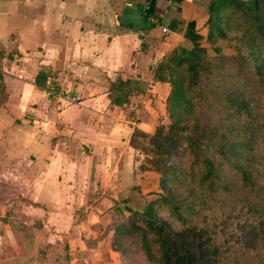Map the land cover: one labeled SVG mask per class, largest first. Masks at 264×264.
Here are the masks:
<instances>
[{"label":"crops","instance_id":"1","mask_svg":"<svg viewBox=\"0 0 264 264\" xmlns=\"http://www.w3.org/2000/svg\"><path fill=\"white\" fill-rule=\"evenodd\" d=\"M209 2L0 0V264H122L98 233L123 197L150 192L130 141L165 124L155 68L190 46L189 22L207 28ZM46 67L56 96L36 84Z\"/></svg>","mask_w":264,"mask_h":264},{"label":"trees","instance_id":"2","mask_svg":"<svg viewBox=\"0 0 264 264\" xmlns=\"http://www.w3.org/2000/svg\"><path fill=\"white\" fill-rule=\"evenodd\" d=\"M208 11L207 41L214 55L202 44L196 23L189 22L184 37L190 46L169 51L154 71L155 81L170 85L171 123L153 134L135 130L130 141L144 154L140 170L159 174L160 198L141 212L116 205L119 214L132 217L115 225L112 247L127 256L131 251L122 243L138 237L147 264H223L228 256L211 220L224 214L217 211L234 188L244 191L242 210L249 217L233 229L228 221L222 230L234 231L235 243L250 252L248 264H264V183L257 180L264 170V0H210ZM223 12H231L240 26L235 36L241 46L230 45L228 54L215 45L230 39ZM171 28L176 31L177 24ZM54 78L46 67L36 84L56 96L60 87ZM132 84L118 81L113 88L129 93ZM113 101L121 104L122 98Z\"/></svg>","mask_w":264,"mask_h":264},{"label":"rangeland","instance_id":"3","mask_svg":"<svg viewBox=\"0 0 264 264\" xmlns=\"http://www.w3.org/2000/svg\"><path fill=\"white\" fill-rule=\"evenodd\" d=\"M223 18H224L223 26L225 27V30L228 33L227 34L228 39L230 38L232 40L230 39L228 41L217 40L215 45L219 46L222 49L223 53L228 54V53H231L232 51V48L230 47V45H232L233 47L241 46L239 43L236 42L237 38L235 36L237 35L240 26H239V23L234 18H231V12L229 13L223 12ZM201 34L204 35L202 44L204 46L209 47L210 52L214 55L213 48L211 47V44L207 41L208 34H209L208 28L201 29ZM220 78L222 79L223 77H220ZM229 81L226 82L225 86L228 87V84L231 83ZM216 83L218 85L224 84L223 81L221 82L216 81ZM167 115H168V112H167ZM164 122L165 124H160V125H164V126L170 125L171 121L169 119V115ZM137 142L142 145L146 144V141L143 138H138ZM143 157H144V154L142 153V155L139 156V160L141 162L143 160ZM146 166L152 167V164L146 163ZM138 167H140L139 163H138ZM137 174L139 175L141 174V172H137ZM257 180L260 183H264V170H262L261 174L257 176ZM136 181H137V184L140 183V185L143 187L142 188L143 192H149V191L150 192L147 195L144 193L142 194L133 193V194L127 195L126 197H123L121 201L119 200L121 203H117V204H119V207L123 208L127 206L128 208H131L133 211L141 212L148 203L153 202L160 198L159 196V193L161 192V188L159 185L160 177H159V174L151 171L148 174H145V176L143 177L142 176L136 177ZM248 196H250V194H248ZM244 198H245L244 191H238L236 188H234L231 196L227 197V199L223 201V205L220 207L219 211H217L220 214L222 213L224 214L220 215L219 219L216 220V222L213 219L211 220L212 226L217 229V232L220 235V236L217 235V238H216L217 244L223 247L224 255L228 256L226 260L223 257V264H248L247 259L249 257L248 253L250 252H248L247 248L243 246L242 244L235 243L237 239H236V236L234 235V231L228 233V235H225L224 230H222V228L226 226L225 223H227L228 221H230V223L232 222L235 223L234 225L230 227V229H233V228H237V223L239 219L245 220L249 217V215L246 214V211L242 210V206L244 204ZM253 199L256 200L254 197ZM123 213L124 214L122 215L119 213L115 215L110 214L105 219L107 222L106 225L101 226V230L98 233V235L106 236L107 239L105 240L110 242L111 246H112V241H113L112 237L114 235L115 225H118L120 223H125L132 217V214L130 212L125 211ZM116 216L118 217L117 219H116ZM115 219H116V222H114ZM113 223L115 224L113 225ZM251 241H254V239ZM122 246L124 248L130 249L131 251V253L127 256L122 255L118 251L122 257L121 258L122 264H147L145 256L143 255V252L140 250L141 244H140V240L138 239V237H135L134 239L125 240L122 243ZM258 246H261V245L259 244ZM261 251L262 250L260 248V252Z\"/></svg>","mask_w":264,"mask_h":264},{"label":"built area","instance_id":"4","mask_svg":"<svg viewBox=\"0 0 264 264\" xmlns=\"http://www.w3.org/2000/svg\"><path fill=\"white\" fill-rule=\"evenodd\" d=\"M163 32L167 33L168 32V29L167 28H164L163 29ZM73 100H76V99H73Z\"/></svg>","mask_w":264,"mask_h":264}]
</instances>
